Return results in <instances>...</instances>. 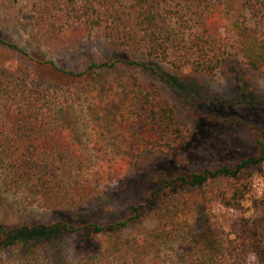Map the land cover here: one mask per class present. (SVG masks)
Here are the masks:
<instances>
[{
  "label": "trees",
  "instance_id": "1",
  "mask_svg": "<svg viewBox=\"0 0 264 264\" xmlns=\"http://www.w3.org/2000/svg\"><path fill=\"white\" fill-rule=\"evenodd\" d=\"M21 6L8 7L17 8L38 52L59 53L98 37L121 48L66 66L0 40L20 57L14 68L0 67V163L8 183L21 185L41 210L39 220L0 224V264H247L249 254L264 264V186L251 200L256 214L241 212L253 178L264 183V131L254 154L220 166L189 169L173 164L178 157L151 162L153 155H174L188 134L162 88L146 80L152 73L190 101L198 76L214 75L229 57L263 70L264 0ZM161 61L183 71V80L162 72ZM120 67L128 70L125 79L107 83ZM136 172L143 185L130 194L125 215L103 221L104 185ZM214 180L222 184L208 185ZM218 207L238 216L227 225L207 216L200 228V211L211 215Z\"/></svg>",
  "mask_w": 264,
  "mask_h": 264
},
{
  "label": "rangeland",
  "instance_id": "2",
  "mask_svg": "<svg viewBox=\"0 0 264 264\" xmlns=\"http://www.w3.org/2000/svg\"><path fill=\"white\" fill-rule=\"evenodd\" d=\"M25 2L27 0H0V40L25 48L31 56L41 59L53 58L66 66H72L79 63L84 56L109 57L111 54L109 48H121L98 37L59 53L38 52L35 45L29 42L28 28L24 29L18 23L20 17L17 8L11 11L8 7L9 5L19 7ZM262 18L264 20V15L260 19ZM259 25L263 28L264 21H260ZM19 60V54L15 49L0 42L1 68H14L19 64ZM160 69L169 76H177V79L183 80L181 76L183 71L176 70L165 62H160ZM188 72V69H184V73ZM127 74L128 70L120 67L109 73L105 81L119 85ZM146 80L149 84L162 88L160 90L174 107L179 126L188 134L184 146L178 148L174 155L165 156L163 153L167 148L161 147L164 149L162 159L153 155L151 162L160 163L166 157L172 161L174 157H178V161L183 158L187 163L173 160V164L182 163L189 169H202L220 166L256 152L254 141L258 133L264 131V69L252 72L240 58L229 57L224 67L214 75L198 76L191 89L190 101L181 91L169 90L166 82L157 79L152 73L147 74ZM140 177H143L141 172H136L125 182L110 181L104 185L108 192L101 196V204L99 203L103 208L100 216L103 221L111 222L115 217L125 215V205L131 200L130 194H134L133 192L138 191L139 186L143 185ZM252 182L251 193L243 202L241 212L244 216L256 214L257 210L252 206L251 200L258 197L264 186L263 181L257 176ZM221 184L220 180H214L208 185L216 187ZM220 210V207L216 208L211 215L200 211L196 223L200 228L206 226L209 216L211 220L217 219L223 225H227V221H234L238 216L237 212ZM218 211L221 213H217ZM39 219L41 210L36 206L35 199L27 195L21 185L8 183L6 172L0 163V224L19 221L28 223ZM145 226H151V222L146 221ZM247 264H257L254 255H248Z\"/></svg>",
  "mask_w": 264,
  "mask_h": 264
}]
</instances>
